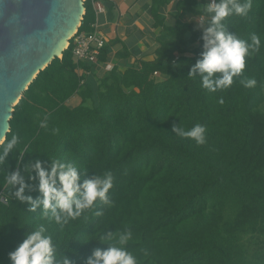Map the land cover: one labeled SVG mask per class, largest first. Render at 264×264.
<instances>
[{
  "label": "trees",
  "instance_id": "1",
  "mask_svg": "<svg viewBox=\"0 0 264 264\" xmlns=\"http://www.w3.org/2000/svg\"><path fill=\"white\" fill-rule=\"evenodd\" d=\"M171 1L152 0L161 36L153 61L96 79L93 65L74 64L69 47L22 94L6 135L19 134L21 143L0 166V221L7 222L0 226V264H10L7 253L38 224L53 236L57 264H85L125 230L140 264H264V0H251L246 16L222 21L228 33L248 44L255 35L260 43L231 86L215 92L189 75L200 59L210 0H173V22L165 25L158 12ZM84 7L79 32L89 34L90 0ZM201 16L200 29L189 22ZM105 47L99 62L106 61ZM253 79L256 85L245 87ZM195 124L207 128L203 146L173 132ZM52 159L73 164L81 181L111 173V204L98 201L63 228L41 208L29 212L6 178L19 170L27 180L34 173L26 166L39 160L48 168ZM29 184L25 194L36 199V181Z\"/></svg>",
  "mask_w": 264,
  "mask_h": 264
},
{
  "label": "clouds",
  "instance_id": "2",
  "mask_svg": "<svg viewBox=\"0 0 264 264\" xmlns=\"http://www.w3.org/2000/svg\"><path fill=\"white\" fill-rule=\"evenodd\" d=\"M251 9V0H210L203 12L208 17V26L203 29L201 36L202 51L200 59L192 66L189 75L198 74L201 77L202 87L210 92L224 89L233 83V78L238 76L244 66L245 57L253 46L258 47L260 40L257 36L251 37L252 44L228 33L222 23L227 17L235 14L246 16ZM204 24V16L200 18ZM221 74L213 79L215 74ZM256 81L249 80L245 87H254ZM40 127L47 128L48 118L45 116L40 121ZM173 132L181 139L189 140L196 146L207 143V128L202 124H195L190 128L174 127ZM21 136L17 133L10 134L0 141V166L4 164L10 153L18 148ZM31 171L26 180L19 170L8 174L6 185L13 189L15 198L29 205V212H36L41 208V215L48 217L52 223L63 228L69 220L75 221L88 211L96 208L97 202L110 205L109 191L113 188L114 177L109 172L94 175L92 178L81 181L77 168L58 159H52L50 167H43L37 160L31 164ZM36 181L35 190L39 196L34 199L26 195L30 188L29 181ZM97 216L103 215L102 210L95 212ZM7 222L0 221V226ZM111 235V234H109ZM132 238V232L125 230L119 234L115 244L101 250L97 249L89 256L85 264H140L139 259L126 245ZM56 243L45 224H38L27 233L24 238L7 253L10 264H57ZM62 264H71L65 258Z\"/></svg>",
  "mask_w": 264,
  "mask_h": 264
},
{
  "label": "water",
  "instance_id": "3",
  "mask_svg": "<svg viewBox=\"0 0 264 264\" xmlns=\"http://www.w3.org/2000/svg\"><path fill=\"white\" fill-rule=\"evenodd\" d=\"M85 0H0V141L13 108L37 75L61 59Z\"/></svg>",
  "mask_w": 264,
  "mask_h": 264
},
{
  "label": "crops",
  "instance_id": "4",
  "mask_svg": "<svg viewBox=\"0 0 264 264\" xmlns=\"http://www.w3.org/2000/svg\"><path fill=\"white\" fill-rule=\"evenodd\" d=\"M104 9L99 18L100 29L106 37V61L92 66V75L96 79L116 67L122 73L131 66L154 59V50L161 40L154 28L152 17V0H98ZM175 1L159 10V15L165 19V25H172L175 12ZM91 77V72L88 73Z\"/></svg>",
  "mask_w": 264,
  "mask_h": 264
},
{
  "label": "built area",
  "instance_id": "5",
  "mask_svg": "<svg viewBox=\"0 0 264 264\" xmlns=\"http://www.w3.org/2000/svg\"><path fill=\"white\" fill-rule=\"evenodd\" d=\"M86 1L87 0H85L84 3ZM90 3L95 16L93 23L90 25V28L92 29L91 33L86 34L84 32H79L78 29L69 41L67 47V49L72 47V59L74 64L88 63L96 65L101 50L107 45L106 37L101 31L99 24V18L104 14L103 6L98 0H90ZM108 69L111 70L112 67ZM76 72L78 75H81V68L77 67ZM154 76L159 77V74L154 73ZM0 201L5 204V199L0 198Z\"/></svg>",
  "mask_w": 264,
  "mask_h": 264
},
{
  "label": "rangeland",
  "instance_id": "6",
  "mask_svg": "<svg viewBox=\"0 0 264 264\" xmlns=\"http://www.w3.org/2000/svg\"><path fill=\"white\" fill-rule=\"evenodd\" d=\"M194 27L200 29L201 28V23L200 20L198 18L195 19H190L189 21ZM158 78V77H157Z\"/></svg>",
  "mask_w": 264,
  "mask_h": 264
}]
</instances>
